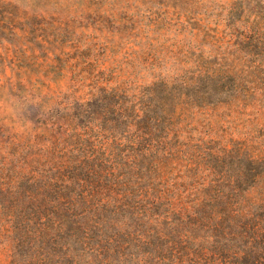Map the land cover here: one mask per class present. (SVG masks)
<instances>
[{
  "label": "trees",
  "instance_id": "1",
  "mask_svg": "<svg viewBox=\"0 0 264 264\" xmlns=\"http://www.w3.org/2000/svg\"><path fill=\"white\" fill-rule=\"evenodd\" d=\"M75 59L59 56L50 79L69 78L73 101L39 104L29 144L0 160L9 264H264V157L242 140L192 144L184 124L224 83L199 68L134 87ZM241 73L236 102L248 98ZM234 156L230 202L216 177Z\"/></svg>",
  "mask_w": 264,
  "mask_h": 264
},
{
  "label": "rangeland",
  "instance_id": "2",
  "mask_svg": "<svg viewBox=\"0 0 264 264\" xmlns=\"http://www.w3.org/2000/svg\"><path fill=\"white\" fill-rule=\"evenodd\" d=\"M64 54L134 87L200 68L225 92L216 105L186 110L192 144L242 140L264 157V0H0V160H15L29 144L32 125L25 118L39 104L61 112L73 101L69 78L50 80ZM236 71L248 90L237 102ZM235 168L230 157L216 177L230 202ZM9 253L0 244V264L10 263Z\"/></svg>",
  "mask_w": 264,
  "mask_h": 264
}]
</instances>
